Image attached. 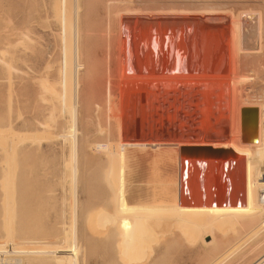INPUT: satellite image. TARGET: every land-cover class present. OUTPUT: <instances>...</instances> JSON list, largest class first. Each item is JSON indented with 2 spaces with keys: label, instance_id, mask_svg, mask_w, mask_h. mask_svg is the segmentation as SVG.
Returning <instances> with one entry per match:
<instances>
[{
  "label": "rangeland",
  "instance_id": "374dc122",
  "mask_svg": "<svg viewBox=\"0 0 264 264\" xmlns=\"http://www.w3.org/2000/svg\"><path fill=\"white\" fill-rule=\"evenodd\" d=\"M57 1L0 0V242L6 241L4 238L2 239L3 227L6 225L5 220L9 219L8 226H13L12 228L17 231V238L12 240L16 243L24 238L26 240L38 239L43 243L67 248L65 240L70 236L66 233L68 237L65 236L64 232L69 229L70 233L67 232L71 235L75 231L77 264H252L264 253V243L260 248L255 249L257 244L259 245L264 240V234L255 235L261 226L247 224L243 219V213L239 211L238 207L245 197V190L239 187V182L243 178V173H251L252 179H261L264 173H257L261 171L259 164L254 162L235 163V161L233 163V160L226 156L224 162L212 165L204 159L194 158L193 163L191 162L189 165L190 174L194 176H191L188 181L189 186L194 187L192 199L206 200L207 207L205 206L204 211L196 215L187 212L188 207L185 209V216H176L172 198H170L173 195L172 188L168 186L171 191L167 188L168 191L164 198L167 200H164L160 189L166 184L162 185L157 181L160 178H156L159 177L157 174L162 168L156 161L159 151L142 150L138 147V152L134 149L135 147H129L132 150L126 149V152H131L130 156L127 152L129 158L126 167L115 168L113 163L112 173L109 171L110 162L106 152L100 151L95 146L97 144L106 145L108 142L117 144L120 140L117 138L116 141V135L119 136L117 120H112V118L109 120L111 114L113 117L116 111H112L110 115L108 112L112 107L113 110L114 107H119L120 103L118 101L120 100L119 89L122 79L118 80L120 79L118 54L121 42H118L117 30H114L110 36L106 35V27L109 23L111 24L110 20L112 19L106 16L104 7L106 0L80 1L81 13L79 16L83 29L81 63L84 65L79 71L81 99L77 110V125L75 124L77 135L75 137L77 150L75 168L77 174L76 179H72L73 171L71 172V169L73 166H70L69 162L72 147L70 142L73 143V141L68 138L65 140L62 137L72 135V131H69L70 118L69 113L62 108L59 84L56 83L60 77V62L63 63L62 53L59 52L62 50V36L61 25L57 19V14H59L57 12L60 10V5L59 8L55 5ZM234 1L232 0V3L229 1L232 6L228 4L229 7H227L237 9L242 6L238 2L239 0ZM28 33L29 35H27ZM106 37H109L107 38L110 42V45L107 43L108 47L106 46ZM110 37L112 38L110 39ZM106 51L110 52L109 56ZM5 53L7 55H4ZM115 70L117 71L115 72ZM44 80L46 82H43ZM48 82L50 91L46 92L43 89L45 91L43 92L42 86ZM107 83L112 85L110 89ZM40 85L42 86L39 88ZM185 89L182 88V91L179 92V95L180 93L182 95H180L181 98L179 95L170 94V97L165 95L164 100L155 102L156 104L154 102L152 104L147 102L148 104L143 106L135 104L133 108L134 103H132L128 106L127 110L131 116L128 117L127 114L124 117L126 122H123L129 128L126 129L127 131L125 130V134L123 133L122 141L155 143L159 138V141L163 139L162 141L168 144L175 143L184 135L193 136L195 131H198L196 134L201 133L198 134V136L200 135L199 139L205 138L208 134L232 137L234 132L232 127L235 123L232 122L234 118L231 107L226 108L228 109L226 116L216 113L218 121L213 118L214 122L211 123L213 120H205L207 118L206 111H204L206 110L204 109L206 100L201 92L191 86L188 88L190 90L189 97L186 95L189 90L185 91ZM51 91L60 96L59 99L57 96L52 98L54 94L50 93ZM110 92H112V97H110ZM190 101L192 102L190 103ZM163 102L164 104H162ZM111 105L113 106L110 107ZM145 105H148V108ZM190 105H192V109H190ZM138 107L140 110L137 109ZM193 109L195 113L191 112ZM189 111L192 113L191 118L188 115H191ZM177 114L178 117H176ZM217 115L220 116L219 119ZM174 116L176 119H173ZM196 118L198 121L200 118L201 122L195 120ZM221 121H224V124ZM204 122L207 126H204ZM151 123L157 128L156 126L149 128ZM209 123L210 129H208ZM133 124L137 127L134 128ZM195 124L197 126H194ZM115 126L118 128L115 129ZM201 127L202 132L198 130ZM229 127L233 129L232 133ZM99 128L101 130H98ZM187 128L190 130L187 131ZM174 130L178 132L179 136L175 134ZM213 130L217 132L213 133ZM132 133H136V136ZM150 133L152 135H149ZM157 134L163 136L160 137ZM196 134L194 136H197ZM5 148L8 150L6 151ZM139 148L144 153L140 152ZM169 149L171 148L163 150ZM140 157L143 159H141L142 162L148 158V161L143 162L146 167L143 166V163L141 166ZM7 159L8 162L5 163ZM150 159L153 161L151 164H154L152 170L149 167ZM133 160L135 161L133 162ZM139 161L140 166H136ZM135 162L138 163L133 165ZM7 165L10 167V171L5 173ZM168 165L170 163H167V167L164 165L163 168H168L164 170H170L171 173L173 167L171 168V165L168 167ZM193 165L195 166L192 167ZM70 167L72 168L70 169ZM149 171L154 173L149 174ZM234 176L237 177L234 178ZM192 177H196V179L192 180ZM191 180L194 181V185H191ZM5 181L9 185V191H6ZM159 185L163 187H159ZM229 203L233 205L232 208ZM144 212H148L152 217L149 215L150 217L146 218L148 213ZM153 220L155 223L151 222ZM252 234H254L253 237ZM27 249L36 251L41 248L29 246ZM251 250L252 253H250Z\"/></svg>",
  "mask_w": 264,
  "mask_h": 264
},
{
  "label": "bare ground",
  "instance_id": "6f19581e",
  "mask_svg": "<svg viewBox=\"0 0 264 264\" xmlns=\"http://www.w3.org/2000/svg\"><path fill=\"white\" fill-rule=\"evenodd\" d=\"M80 1L81 0H58L57 2H55L56 3L55 5L58 6V8L60 5V10L57 8L59 11L58 12L56 10L55 11L59 13L57 14L58 16L57 19L59 20V23L61 25L60 33L62 36V50H59V52L62 53V56H63L62 58L63 63L60 62L61 68H59L60 69V73H59L60 77L58 76L59 81H57L56 83L59 84V87H58V89H60L59 94L61 93V103L62 104L61 103L60 104L62 105V108L66 110L67 113H69V118H70L69 131L70 130L72 131L71 136L70 134L69 136L67 135L65 136L61 135V136L64 137L63 139L65 140L68 138V140L71 139L70 141H73V143L69 141L70 144H72L71 153H70L71 157H70V162H69L70 166H73V168L70 167V169L71 168L73 169V170L71 169V172L73 171L72 179H76L75 177L77 174L76 173L77 171L75 168V163H76V158H77V150L75 147V142H76L75 137L77 135H76L75 128L77 125L76 119H77L78 105L80 104V99H81L80 97L81 96V93H80L81 83H80V75H79L80 72L79 71L84 65V64L82 65L81 63L82 62L81 58L83 56L82 55L83 51L81 49V37H83V34H82L83 29H82V25L80 22V16H79V13H81L80 12V3H81ZM229 1L231 2L232 0H106L104 1L106 16L107 18H112L110 20L111 24L109 23V21H107L109 24L106 27V35L110 36L111 34H113L114 30H117L118 37H119L118 42L119 41L121 42V49L118 54L119 55L118 63H119L120 73L117 72L120 74V79L118 80L122 79L121 87L119 89L120 90L119 92L120 100L118 99L119 100L118 102L120 103H119V107L117 108L114 107V110L112 107L113 105H111L110 107L112 108H110L109 109L110 112H108L110 115L112 111H116L114 112V114L115 113L116 114L113 115V117H111L112 114L110 117L109 116L108 117H109V120H111V118L112 120L113 119L117 120L118 124L116 126L119 127L118 130H119L120 137L117 134L116 141L118 140L117 138H119L120 140L117 144L114 143L115 145L112 144L111 142H108L106 145L97 144L95 146L98 149H100V151L104 150V152H106L107 158L109 159L108 161L110 162V164L108 165L109 171H111L112 173L114 170V167H112L113 163L115 164V168L123 169L124 167H126L128 163V158H129L128 154L130 156V153H131L127 151L128 152L127 154L126 149L132 150V149H129V147L130 148L135 147L134 149H136L137 151H138L137 149L138 147L142 148V150L151 149L153 151H159L156 161L159 165L162 166V168L159 169L158 171L159 174L157 175H159V177H156V178H160V180H157V179L156 180L159 181V183H161L162 185L166 184L164 187L162 185L161 186L159 185V187L164 188V189L163 188L160 189L163 199L166 197L167 191L169 189L168 186L172 188L173 195L171 193L172 197L170 198H172V204L176 211V216H185L186 215L185 209H187L188 207L189 208L187 212L191 213V215L192 214L196 215L200 213L201 211L203 212L204 208L207 207L206 200L202 201L201 199L200 201H198L194 198L192 199L193 197L192 189L194 187L189 186L188 181L189 179H191V176H194L190 174V166H189L191 162L193 163L194 157L183 158V153L181 149L184 147H205V148H212L214 150L223 149L227 151L226 156L232 159L233 163L234 161L235 163L236 162L238 163H245V162L253 163L254 162V163L259 164V166H261V171H258L257 173H261V172L264 173V0H252V1L251 0H239L238 2L242 6L240 8L237 7V9L228 8ZM233 2L235 1L233 0ZM151 3L153 4V6ZM27 35H29V33ZM107 38L109 37H106V39ZM111 38L112 37H110V39ZM108 40L109 39H107L106 44L108 43L110 45V42H108ZM108 44L106 45L107 47H108ZM114 44H115V41H114ZM109 53H108V56H109ZM4 55H7V54L5 53ZM116 71L117 70H115V72ZM43 82H46V81L44 80ZM43 82H41V84H43ZM252 84L254 85L253 88H252ZM49 85L50 84L48 82L46 85H43V86L40 85L39 88L42 86L43 92H45L44 90H46V92H49L50 91L48 90L50 87ZM107 85L109 86V89L112 86L110 85V83H107ZM191 86H194L195 89L197 88L198 92H201L202 96H204L206 100V104H205L206 108H204L206 110L203 109L204 111H206L205 114L207 115V118H205V120L207 119L210 121V120H213V118L216 119V113L217 114L219 113L220 116H226V112H228V109L226 108L231 107L232 112H233V118L235 121V122L232 121L233 120L232 119L231 121L235 124H234V127L230 126L234 129V132H233V129L229 127L231 129V133L233 132V135H231L230 133L232 137L229 138V136L222 135L220 133L221 135H218V136L213 135V134H208L205 138L199 139L200 135L198 136V134L200 132L196 134L198 131L197 132L195 131L194 134H196L198 137L194 136V134L193 136H188V135L183 136L182 135L183 136L182 139L180 138V140L176 141L175 143H168V144L164 143L162 141L163 139L161 140L162 142L159 141L158 140L159 138L157 139L158 142H156L157 141L156 140L155 143L154 142L139 143L138 141H137L138 143H127V142L122 141L123 133L127 131L126 130L127 128H129V126L127 127L124 124L126 122V118L124 119V117L127 114H128V117L131 116V114H129L127 110L128 106L134 103L133 105V108H134L135 104L136 105L140 104L141 106H143L144 104H148V103L152 104L153 102L155 103L161 100L163 101L165 98V95H169V97H170V94H173L175 96L179 95V92L182 91L181 90L182 88L188 89ZM50 93H53V92L51 91ZM111 93L112 92H110V95ZM189 93H190V90L186 92V95L189 96L190 95ZM53 94H50V95L52 96ZM192 95H195V94H192ZM55 96H57V94H54L52 98H54ZM59 97L60 96H57V99H59ZM110 97H112V95ZM190 100H192V98H190ZM200 100L202 101V99ZM200 100L199 102H201ZM191 102L192 101H190V103ZM199 102L197 104H199V107H200ZM182 103H185V102H182ZM162 104H164V102ZM191 106L192 105H190V107ZM204 106H201V107H204ZM245 108H257L259 110L258 135H257L256 140L251 143H246L242 141L243 136H242V114L241 112H242V109H245ZM137 109H139V107ZM190 109H192V107ZM194 109L191 112L195 113ZM200 109L202 110V108ZM201 110L199 111L201 112ZM188 115L189 117L190 116L192 117V113L191 115L190 114ZM220 116L218 117V119L220 118ZM176 117H178V114ZM180 117H181V111H180ZM201 117L204 118L203 116ZM174 118L175 116L173 117V119ZM182 118H181V121L183 120ZM197 119L198 118H196L195 120ZM224 120L226 121V117L224 118ZM147 121L148 120L146 118V122ZM199 121H200V118H199ZM174 122L176 124L175 120ZM205 122H204L205 124L204 126H207ZM213 122L214 120L211 123ZM141 123H142V120H141ZM167 123H171V122H167ZM222 123L224 124V121ZM222 123L220 124L219 122L221 126H222ZM230 123H227V124L229 125ZM162 124L163 123H161V126H163ZM175 124H172V125L177 126ZM182 125L184 126V124ZM116 126H115V129L118 128V127L116 128ZM151 126L153 127L156 125L152 124L150 125L149 128H151ZM194 126H197V124H195ZM210 126L211 125L209 123L208 124L209 128L208 127L207 128L210 129L211 128ZM135 127H137V125H135L134 128ZM202 127L198 130L201 131ZM160 128H163V127H160ZM187 129H188L187 131L190 130L189 128ZM98 130H101V129L99 128ZM175 130L174 132L177 135L178 132H176ZM203 131H204V127H203ZM214 131L216 130H213L212 132L214 133ZM184 133L187 134L186 132ZM190 133H193V131L192 132L190 131ZM128 134L130 133L128 132ZM149 135H152V134L150 133ZM107 138L106 140H109ZM47 142H50V141H47ZM32 144L34 143L32 142ZM169 147L172 150L171 149L167 151L163 150ZM5 150L7 151L8 148L7 149L5 148ZM140 152H143V151L140 150ZM139 154L141 156V153ZM141 159L142 158L140 157V160ZM147 159L146 161H148ZM142 160H141V166L143 162L144 163L146 162V161L142 162ZM134 161L135 160H133V162ZM7 162H8V159L5 163ZM207 162L212 165L213 164L218 165L219 163V161H216V160L215 161L208 160ZM137 163L138 162H135L133 165ZM144 163H143V166H144ZM151 163H153V161H151L150 159L149 167H151V170H152L154 164H151ZM167 163L168 164L170 163L171 165V166L168 165V167L169 166L171 168L173 167L172 169L173 171L171 173L169 172L170 170L168 171L164 170L167 167L166 166ZM139 164H140V161L136 166H140ZM164 165L166 166L165 168H163ZM194 166L195 165H193L192 167ZM144 167H146V164ZM153 170L155 172V168ZM9 171H10V167L7 165L5 169V173ZM194 172H196V170ZM151 173L149 171V174ZM172 173L174 174L172 175ZM243 174H244L243 178L240 177L241 178L240 182L239 181L238 182H239V187L245 190V197L243 198V201H241L238 208H240L239 209L240 213H243L244 215L243 219L246 221L247 224H250L251 226H256V227L258 225L261 226L260 229L257 230V232L258 231L259 232L255 235H258L259 233L260 235H263L264 234V176L261 177V179H252L251 173H243ZM236 177L237 176H234V178ZM194 179H196V177L195 178L192 177V180ZM193 182L191 185H194ZM5 184H6L5 188L7 190L5 188L4 189L6 191H9V187H8L9 185H7V182ZM157 194H160V193H157ZM164 200H167V199H164ZM75 204H74V207H75ZM138 205L140 207L141 204L139 203ZM229 205H232V204L229 203ZM232 207L233 205L231 206V208ZM72 212H73V209H72ZM144 213L147 214L148 212L147 213L144 212ZM147 215L148 216H146V218L151 216L149 213ZM11 222L13 223L12 220ZM151 222L153 223L154 220ZM7 223H9V219L5 220L6 225L3 227L2 239L4 238L6 241L0 242V263L1 262L5 264L13 263V258L9 256L11 255V251L8 250V248L11 247V249H13V253H16L20 257V259L23 261V264H43V263L77 264V254H76L77 238H76L75 231L73 232L71 230V233L73 232V234L70 235L69 229H67L69 233L66 230H65L66 232L62 230L64 234L66 233L68 236H70L68 237L65 234V236L68 237L66 240L64 239L65 242L67 243V246H68V247L66 246L67 248H62V247L60 248V247H56L49 243H43L38 239L26 240L24 238L25 240L23 239L22 241L16 243L12 240L15 237L17 238L16 236L17 231H15L12 228L13 226L12 227L8 226ZM73 230L75 229L73 228ZM252 231L250 232L252 233ZM247 235H249L248 232H247ZM253 235L254 234H252L251 236L253 237ZM263 243H264V240L261 241L259 245L257 244L255 249L260 248V246L263 245ZM29 246L31 247L36 246V247H40L41 249L36 250V251H33L31 249L29 250L27 249L29 248ZM250 253H252V250L250 251ZM3 256L5 258H2ZM252 264H264V253L260 257L255 259Z\"/></svg>",
  "mask_w": 264,
  "mask_h": 264
},
{
  "label": "water",
  "instance_id": "95a60500",
  "mask_svg": "<svg viewBox=\"0 0 264 264\" xmlns=\"http://www.w3.org/2000/svg\"><path fill=\"white\" fill-rule=\"evenodd\" d=\"M242 141L251 143L256 140L259 126V110L257 108L242 109ZM183 158L194 157L205 161L216 160L224 162L226 150L205 147H184L181 149Z\"/></svg>",
  "mask_w": 264,
  "mask_h": 264
},
{
  "label": "built area",
  "instance_id": "2783aa9c",
  "mask_svg": "<svg viewBox=\"0 0 264 264\" xmlns=\"http://www.w3.org/2000/svg\"><path fill=\"white\" fill-rule=\"evenodd\" d=\"M11 251V255H9L10 257L13 258V263L12 264H23V261L20 259V257L16 254V253H13V249H8ZM6 257V255H5ZM4 256L2 258H5ZM0 264H5L3 262H1Z\"/></svg>",
  "mask_w": 264,
  "mask_h": 264
}]
</instances>
